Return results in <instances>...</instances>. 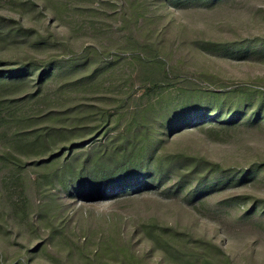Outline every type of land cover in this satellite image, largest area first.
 I'll return each mask as SVG.
<instances>
[{
    "label": "trees",
    "instance_id": "obj_1",
    "mask_svg": "<svg viewBox=\"0 0 264 264\" xmlns=\"http://www.w3.org/2000/svg\"><path fill=\"white\" fill-rule=\"evenodd\" d=\"M8 1L18 17L0 13V187L9 191V181L20 179L28 167L37 173L35 209L30 210L22 187L15 200L7 198L33 237L30 251L70 240L66 200L102 202L156 191L191 203L222 184L264 178V163L227 168L205 155L168 148L190 129L263 127L264 90L171 65L161 52L162 41L154 40L158 33L142 27L148 0H124L119 19L127 34L116 51L95 46L76 51L65 36L43 35L23 23L40 0ZM94 1L72 0L66 7ZM216 1L155 2L182 9ZM192 46L196 52L237 55L264 48V37L201 38ZM27 47L60 51L46 57L19 53ZM124 61L129 72L106 86ZM236 200L248 216L264 211V199L243 195ZM41 231L47 234L43 246L34 237ZM139 232L165 261L158 264H236L220 244L186 228L153 220ZM118 238L98 243L95 258L115 255L121 264H148L133 252L131 241Z\"/></svg>",
    "mask_w": 264,
    "mask_h": 264
},
{
    "label": "rangeland",
    "instance_id": "obj_2",
    "mask_svg": "<svg viewBox=\"0 0 264 264\" xmlns=\"http://www.w3.org/2000/svg\"><path fill=\"white\" fill-rule=\"evenodd\" d=\"M156 0H148L147 18L142 27L158 33L163 50L171 65L191 73L209 72L231 84H246L264 90V48H253L248 53L208 54L193 49L192 42L201 38L235 40L264 37V0H224L215 3L194 2L182 9L162 7ZM40 0L32 15L23 17L43 35L65 36L67 44L76 51L84 46H95L103 51H116L124 42L126 30L119 14L124 0H95L93 3L72 0ZM110 2V3H109ZM80 6L82 9L80 10ZM123 6V7H122ZM42 12V16L39 15ZM0 13L18 17L8 0H1ZM25 50V51H24ZM28 52L46 57L53 48ZM261 54V55H257ZM262 58V60H260ZM124 61L106 86L125 76L131 69ZM101 95H97L99 98ZM264 124V123H262ZM170 150H184L202 154L227 168H244L254 163H264V126L241 125L231 131L190 129L174 137ZM36 172L28 167L19 179L9 181V191L0 187V259L2 264H121L119 257L95 258L98 243L108 238L120 237L131 241L133 252L148 264L163 263L152 251L151 244L139 232L144 223L158 221L164 225L186 228L220 244L236 264H264V211L247 215L237 198L250 195L264 199V178L261 175L245 181L222 184L209 190L201 200L189 202L182 197L169 198L148 191L122 194L108 201H70L67 233L69 241L47 243L43 249L30 251L34 245L26 223L20 221L8 200H15L21 187L25 189L30 210L40 202L35 193ZM42 232V233H41ZM37 243L45 244L43 231ZM119 239V238H118ZM121 258V257H120Z\"/></svg>",
    "mask_w": 264,
    "mask_h": 264
}]
</instances>
